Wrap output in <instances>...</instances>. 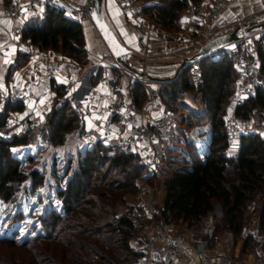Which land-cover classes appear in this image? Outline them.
I'll list each match as a JSON object with an SVG mask.
<instances>
[{"label": "trees", "instance_id": "1", "mask_svg": "<svg viewBox=\"0 0 264 264\" xmlns=\"http://www.w3.org/2000/svg\"><path fill=\"white\" fill-rule=\"evenodd\" d=\"M156 1L152 7L157 14L156 23L163 28H174L178 12L187 1ZM142 10L147 11L149 7ZM20 37L39 49L55 50L59 43L67 56L77 61L84 58L80 28L64 16L63 8L44 6L43 17L28 19L20 29ZM262 41L264 34L257 43L259 72L264 65ZM198 76L200 83L194 88L185 68L153 93V97L163 94L171 101L175 98L174 90L179 93L194 90L202 104L203 116L210 121L203 151L199 153L191 140H185L183 156L164 176L161 198L156 204L159 219L188 229L209 214L213 203H217L222 211V227L231 231L233 236H241L245 246L251 239L245 233L246 217L243 213L246 202L255 196L258 201L255 207L257 227L264 233V144L257 134L241 136L234 155H225L220 115L233 92L232 57L202 58L198 62ZM130 93L136 96L135 102L139 99L137 103L143 98L137 84L132 85ZM253 107L264 111V86L259 81L253 86L252 93L234 108V114L247 118ZM21 108V102L5 103L0 110V126L7 111H20ZM189 112L188 115H192L193 112ZM177 119L180 122V118ZM182 122L190 125L187 121ZM37 126H40L38 138L54 146L62 145L67 134L81 130L77 115L67 106L51 107L44 122ZM35 129L24 128L19 134L0 140L2 202L11 201L15 193L23 191L27 181L31 183L28 195L32 194L34 186L41 184L42 175L36 169L22 173L18 159L10 151L13 147L28 144ZM172 133H168L163 141L165 144ZM80 144L82 149L77 157L76 170L65 180L63 189L55 191V196L60 199L61 212L49 207L40 219L43 231L31 238L17 241L14 237L0 236V245L27 253L25 264H129L140 256V240L129 216L130 205L123 209L120 205L124 203V193L135 191L137 181L149 177L125 147H103L98 143L84 145L81 141ZM161 152L157 150L160 160L164 158ZM229 174L232 175L231 181H227ZM17 218H21L19 213ZM39 248L43 249L42 252L38 251ZM2 259L0 264L8 262Z\"/></svg>", "mask_w": 264, "mask_h": 264}, {"label": "built area", "instance_id": "2", "mask_svg": "<svg viewBox=\"0 0 264 264\" xmlns=\"http://www.w3.org/2000/svg\"><path fill=\"white\" fill-rule=\"evenodd\" d=\"M230 0H209L206 3L187 4L186 13L197 25H206L216 19L228 7ZM113 5L122 13L130 15L131 29L136 35L140 46L137 56L141 62L138 69H127L118 64L117 70L130 83L137 84L143 93L140 105L131 98L112 100L106 107V117H93L89 126L79 133V140L84 145L100 144L103 147H125L134 155L137 163L144 169L149 179L141 178L137 184V203L130 207L129 216L133 222L135 235L140 239V256L130 264H177L185 256L192 254L193 264H234L225 255L210 252L207 249V239L187 232H179L175 225L159 219V209L156 197L162 190V181L157 177L161 160L157 150L162 148L168 133L177 128L178 119L171 110L162 111L157 118L149 114L154 100L149 80L143 74V63L153 52L154 43L148 38L147 30L141 24V9L135 0H113ZM48 6L53 9L64 7L63 0H7L0 10V18L13 19L28 14L34 7ZM81 27L83 21L89 20V1L83 0L75 12L68 17ZM264 34V29L240 34L231 47L225 46L213 51L207 57L211 60L222 56L232 57V69L235 73L233 92L229 98V110L223 118V131L226 150L234 149L241 136L257 134L247 118L234 114V108L251 93L257 81L262 76L255 61L257 43ZM1 53V49H0ZM187 72L192 86L200 83L198 76V61L189 63ZM104 85L107 82L102 79ZM26 87L10 85L0 90V110L5 103L23 102L27 97ZM55 106H67L79 120L85 115V104L73 93L59 97ZM46 117L45 111L31 115L24 120L18 111H7L0 126V140L8 139L18 127L32 128L39 125ZM81 123V120L79 121ZM264 143V136L261 137ZM164 141V142H163ZM254 241L255 262L264 264V235L257 224L247 231ZM219 241L226 245L233 244V235L224 230L219 235Z\"/></svg>", "mask_w": 264, "mask_h": 264}, {"label": "crops", "instance_id": "3", "mask_svg": "<svg viewBox=\"0 0 264 264\" xmlns=\"http://www.w3.org/2000/svg\"><path fill=\"white\" fill-rule=\"evenodd\" d=\"M63 1V14L69 17L83 0ZM154 1L156 0H135V4L142 11L141 24L147 30L148 38L155 46L142 67L143 74L149 80L153 93L162 83H167L176 76L175 72L183 58L191 55L209 39L229 33L236 27L264 23V0H230L228 7L206 25H197L183 8L178 12L175 27L163 28L156 23L157 14L152 8L156 4ZM186 1L189 5L194 4L190 0ZM6 2L7 0H0V10ZM200 2L207 4L209 0H198L197 3ZM147 7L149 10H142ZM101 9L104 21L117 41L131 52L127 60L130 69H138L141 66L137 56L140 42L130 27L132 22L130 15L118 10L113 5V0H102ZM43 15L44 7H34L32 12L13 19L0 18V90L10 85L26 87L28 95L22 102L21 110L18 111L23 122L27 117L38 114L41 110L47 114L51 107H56L54 104L59 97L73 93L85 104V115L80 119L81 123L78 118V126L83 130L89 126L93 117H99L98 115L102 118L106 117L105 107L112 100L127 97L133 101L136 99V96L133 97L130 93V88L134 83L128 82L118 72L116 68L118 64L108 53L91 21L85 20L79 27L84 53L82 61L67 56L61 50L59 43L55 50L39 49L36 45L30 44L28 40L21 39L20 29L24 23L30 18L41 19ZM261 43L264 44V41ZM232 44L227 46L231 47ZM255 61L260 68L257 53ZM260 71L262 76L260 83L264 85V65ZM102 79L107 84L101 83ZM192 92V96H198L194 90ZM137 102L135 103L140 105L142 100ZM157 102V97H154L149 109V114L153 118H157L162 111L167 110ZM43 122L44 120L40 124ZM262 124L263 131L259 135L260 139L264 136V121ZM22 130V126L18 127L13 134H19ZM72 134L75 132L69 133V135ZM237 148L238 143L234 149L228 151L225 149V155H234ZM161 194L162 191L160 198ZM237 245L238 243L234 240L232 245L218 241L215 249L210 252L230 258L228 253L231 249L239 253L244 250L241 240H239V251H236ZM192 258V254L187 255L177 264H193ZM234 264L237 263L234 262Z\"/></svg>", "mask_w": 264, "mask_h": 264}, {"label": "rangeland", "instance_id": "4", "mask_svg": "<svg viewBox=\"0 0 264 264\" xmlns=\"http://www.w3.org/2000/svg\"><path fill=\"white\" fill-rule=\"evenodd\" d=\"M154 2L156 3L157 1ZM157 90L158 88L156 91ZM174 92L175 98L171 101L166 100L163 94L157 97L158 105H161L163 109L171 110L177 118H180V122L177 124L178 126L176 128L177 131H175V129L172 130L173 138L171 137L172 139L170 138L169 142L158 149L163 151L161 153L164 154V158L161 159V166L158 167L157 172V177L160 179L159 181L163 180L169 169L175 168L179 159L183 156V151H185L183 142L185 140H191L199 153L203 151L202 149L204 148L203 146L210 128L209 119L203 116V107L199 102V96H192V90H185L183 93L176 92V90H174ZM181 102L183 104H180ZM189 110L193 112L194 115L193 113L192 115H188L187 112ZM228 110L229 101L224 105L223 113L220 115L222 124L223 118ZM260 111V109L253 107L247 117L251 126L255 128L258 133V136L263 131L261 128H263L262 121H264V111ZM183 120L190 123V125L184 124L182 122ZM39 127L40 126L35 127L36 129L34 130L32 140L28 144L10 149L11 153L18 159L19 170L22 173H26L31 169H36L38 173L42 175L41 184L32 188L31 195L27 194V190L29 186H31V183L27 181L24 183V190L15 193L11 201H0V236L5 235L14 237L17 241L23 238H31L43 231L40 219L49 207L58 213L61 212L60 199L55 196V191L57 189H63L65 180L76 170L78 163L77 157L82 149L79 142V131H74L75 134L72 135L67 134L66 142L62 146L56 147L50 145L47 140L38 138L37 132ZM102 172L103 170L100 171V173ZM231 180L232 175H227V181ZM138 183L139 180L136 183V188ZM160 193L161 192H159L156 197L157 202L160 200ZM123 199L124 203L120 205L121 209H123L124 206L130 205L131 207L135 205L137 203V189L133 192L128 191L124 193ZM257 203V196H255L245 204L243 213L246 217L245 233L253 229L254 225L257 224L255 209ZM221 212L220 206L217 203H213L211 212L194 226L187 229L180 224L174 225L179 232L204 236L207 239V249L209 251L214 250L219 241V235L226 230L222 227ZM18 213L21 217L20 219L17 218ZM261 234L264 235L262 232ZM137 239L138 241L140 240L138 237ZM233 240L238 243L236 251H239V240H241V236L234 235ZM140 242L141 241H139L138 247H140ZM253 247L254 241L251 240L250 243L242 247L244 248L242 252H235L234 249H231L228 255L230 259L237 264H253L256 258L255 255L252 254V252L254 253ZM41 250L43 249L39 248L38 251L42 252ZM2 258L13 264H25L28 260V255L25 251L0 245V263L3 260ZM8 262H5V264Z\"/></svg>", "mask_w": 264, "mask_h": 264}, {"label": "water", "instance_id": "5", "mask_svg": "<svg viewBox=\"0 0 264 264\" xmlns=\"http://www.w3.org/2000/svg\"><path fill=\"white\" fill-rule=\"evenodd\" d=\"M89 1V18L96 29L98 35L100 36L104 46L106 47L108 53L111 55L115 63L124 66L130 70L128 65V58L131 56L129 49L121 45L115 38L112 31L109 29L107 24L104 21L101 2L102 0H88ZM264 28V23H253L244 25L242 27H236L231 32L218 35L209 39L203 43L200 47L196 49L194 53L188 57L183 58L178 66L175 74L180 73L183 69L187 68L189 63L199 61L202 58L207 57L215 50H219L230 43L236 41L240 34L249 33Z\"/></svg>", "mask_w": 264, "mask_h": 264}]
</instances>
